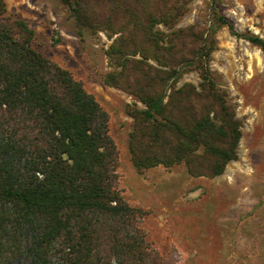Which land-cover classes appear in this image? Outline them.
I'll return each instance as SVG.
<instances>
[{
	"label": "trees",
	"instance_id": "1",
	"mask_svg": "<svg viewBox=\"0 0 264 264\" xmlns=\"http://www.w3.org/2000/svg\"><path fill=\"white\" fill-rule=\"evenodd\" d=\"M60 1L78 28L120 35L106 52L119 71L105 81L145 107L132 113L129 137L139 172L183 164L191 176L215 177L236 160L240 125L208 67L214 35L227 28L264 51L262 39L238 34L216 12L218 27L205 39L197 25L176 30L183 0ZM33 39L0 0V264H173L150 247L142 212L116 189L107 114L68 71L34 50ZM135 55L142 61L129 58ZM191 71L198 87L177 88Z\"/></svg>",
	"mask_w": 264,
	"mask_h": 264
},
{
	"label": "rangeland",
	"instance_id": "2",
	"mask_svg": "<svg viewBox=\"0 0 264 264\" xmlns=\"http://www.w3.org/2000/svg\"><path fill=\"white\" fill-rule=\"evenodd\" d=\"M183 1L186 12L176 30L197 25L205 39L218 27L216 12L238 34L264 41V0ZM4 4L8 15L23 19L34 32V50L68 71L107 114L116 148V189L125 203L142 212L139 225L150 247L173 264H264V51L231 36L227 28L215 31L209 71L241 134L236 160L222 174L194 177L183 164L139 172L131 160L129 137L135 125L132 113L145 107L105 81L119 71L106 52L120 35L78 28L60 0ZM129 58L142 61L139 55ZM143 62L158 67L151 60ZM200 83L199 74L191 71L176 87ZM11 264L31 263L19 259Z\"/></svg>",
	"mask_w": 264,
	"mask_h": 264
}]
</instances>
